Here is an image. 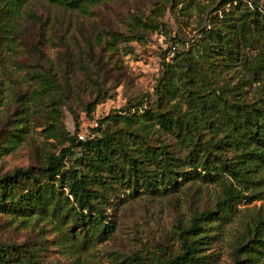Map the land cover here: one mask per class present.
<instances>
[{
  "label": "rangeland",
  "instance_id": "obj_1",
  "mask_svg": "<svg viewBox=\"0 0 264 264\" xmlns=\"http://www.w3.org/2000/svg\"><path fill=\"white\" fill-rule=\"evenodd\" d=\"M263 10L264 0H0V175H39L69 136L100 139L72 147L63 186L35 197L21 179L24 200H0V264H173L206 209L200 264H264V157L240 161L234 126L235 104L264 107ZM76 174L92 210L82 219Z\"/></svg>",
  "mask_w": 264,
  "mask_h": 264
},
{
  "label": "trees",
  "instance_id": "obj_2",
  "mask_svg": "<svg viewBox=\"0 0 264 264\" xmlns=\"http://www.w3.org/2000/svg\"><path fill=\"white\" fill-rule=\"evenodd\" d=\"M58 1V0H57ZM65 4L75 6V3L80 0H64ZM257 7V5H255ZM262 16L264 17V10L262 11ZM258 28H264V24ZM264 62V59H263ZM264 69V65H257ZM53 84L52 82H50ZM234 110L236 115L239 117V123H235V129L239 133L241 142L244 149V159L240 161H246L247 164L256 162L264 157V107L256 106L254 107V112L249 113L248 108L246 109L242 103H237L234 105ZM158 122L162 125H166L169 122V117L165 115L164 112L158 113L157 115ZM82 138V137H80ZM103 138V137H101ZM69 144L66 147L61 148L59 153L49 155L47 162L43 166V169L39 175L30 169L18 168L13 172H6L0 175V200H7L9 202H20L23 201V195L21 190H15L18 188L19 182L22 179L23 181L29 183V186L34 187L33 192L35 197L40 196V188L46 185L47 187H52V181L58 180L57 184L61 187L65 182V158L69 152L72 151V147L78 144L84 145H94L97 146L100 140L99 138H89L85 141L79 139L76 135L68 137ZM171 151L165 150V154L168 157L172 158L170 154ZM169 153V154H167ZM130 161L133 163V166L141 172V175L144 179H148L150 184H154L155 178L154 175H147L146 169L143 166H139L135 162L134 157H130ZM206 163L201 162V165L204 169H208L205 166ZM230 165H227L225 169L230 170L234 174L232 169H229ZM75 171V170H74ZM171 172V171H170ZM75 174V173H74ZM42 175L47 177V181H41ZM37 183H34V182ZM35 184V185H34ZM28 192V188L27 191ZM30 192V193H31ZM70 193L75 197V201L78 207V217L81 219L88 215L92 214L90 209V201L88 197V191L83 185V179L78 177L77 174L74 175L72 184L70 185ZM28 194V193H25ZM74 208V207H72ZM213 210L206 209L200 213H196L191 217L190 225L183 229L181 240H182V251L173 257V264H200L203 262V256L200 254V234L202 231V218L205 215L212 214ZM95 220L98 221L97 217ZM260 240V239H259Z\"/></svg>",
  "mask_w": 264,
  "mask_h": 264
}]
</instances>
